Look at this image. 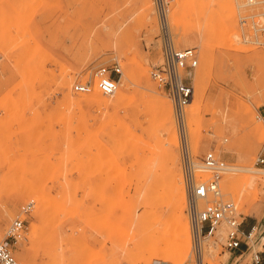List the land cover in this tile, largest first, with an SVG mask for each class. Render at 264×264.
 Returning <instances> with one entry per match:
<instances>
[{"label":"rangeland","instance_id":"rangeland-1","mask_svg":"<svg viewBox=\"0 0 264 264\" xmlns=\"http://www.w3.org/2000/svg\"><path fill=\"white\" fill-rule=\"evenodd\" d=\"M150 1L148 9L144 0H0V242L12 246L11 224L25 221L23 237L12 246L20 264H200L203 258L205 264H253L254 253L264 256V164L257 162L264 158V45L255 43L250 24L240 22L259 10L246 0L173 1L168 20L175 46L192 49L198 59L182 129L172 100L150 75L161 56ZM115 64L122 71V99L96 88L73 92L76 82ZM197 94L203 101L191 132L188 112ZM97 95L107 104L93 100ZM151 96L172 106L188 251L176 252L172 218L162 207L169 151ZM223 118L235 131L222 126ZM185 151L198 180L212 177L201 170L208 152L228 165L220 180L222 199L235 204L243 227L256 226L242 257L240 249L225 246L227 222L195 255ZM246 152L252 163L242 158ZM244 165L255 172L237 170ZM243 174L256 177V185L239 196L241 182L235 193L227 179Z\"/></svg>","mask_w":264,"mask_h":264},{"label":"built area","instance_id":"built-area-1","mask_svg":"<svg viewBox=\"0 0 264 264\" xmlns=\"http://www.w3.org/2000/svg\"><path fill=\"white\" fill-rule=\"evenodd\" d=\"M173 1L155 0L161 31V56L152 64L150 75L158 87L172 100L178 124L183 129L185 107L194 98V87L190 82V76L198 65V59L192 49H180L175 46L168 20ZM246 3L249 7L258 9L259 12L241 18L240 22L242 26L250 24L257 35L255 43L264 45V0H246ZM94 74L93 79L76 82L73 85V92L88 94L96 88L104 96H113L118 89V77L122 74L120 65L115 64L112 69L101 67ZM183 156L184 183L188 198L187 213L195 255L201 254L204 240L212 237L223 222H227L230 227L225 245L229 251L240 249L244 242H251L256 227H252L246 233L242 231L243 220H240L235 204L222 199L220 180L229 169L226 162L214 152H208L203 158L201 170L210 172L212 177L207 180H198L196 165L188 151H185ZM257 162L264 164V158L259 157ZM201 201L207 203L203 208L200 205ZM31 208L32 204H29L24 210ZM24 229V220L17 218L13 221L7 234V239L12 241V246L23 237ZM12 246L7 241L0 242V264H20L13 253ZM253 264H264L260 252L254 253Z\"/></svg>","mask_w":264,"mask_h":264},{"label":"bare ground","instance_id":"bare-ground-1","mask_svg":"<svg viewBox=\"0 0 264 264\" xmlns=\"http://www.w3.org/2000/svg\"><path fill=\"white\" fill-rule=\"evenodd\" d=\"M150 2H151L150 0H144V5H146L148 9L152 7L150 6ZM142 73H143L144 78L146 79V88H149L150 84H149V77L147 75V71L143 69ZM65 86L69 88L68 81L65 83ZM114 96L116 97V101H119L120 99L124 97L119 88L117 89L116 94H114ZM93 100L98 101L102 104H107V101L98 95L94 96ZM150 101L162 120L163 130L167 135L166 144L168 145V151H169L168 152L169 170H170L169 182L168 184L162 185V197H163L162 207H165L167 209V212L172 218V225H173L172 227L174 229V232L176 233V238H177V241H175V243L177 244L178 242L179 244V245L177 244L178 245L177 251L176 250L175 251L176 252L188 251L190 250L189 223L184 214L185 204H186V195H185V190L183 187V182H182L183 180H181V176H180V173L177 167L178 157L176 154V148L178 145V138H177L178 136H177V133L174 127L172 106L167 100L161 97L151 96ZM202 101H203V94H197L195 103L193 104V106H191L188 112L189 124L191 126V127L190 126L188 127L192 130L191 132H194V131L196 132L197 128H194L193 126L196 123V119L199 114ZM187 123H188V120H187ZM221 124L222 126H226L227 128L233 129V131H235L233 128L235 126L232 125V122L228 120V118H223L221 120ZM242 158H244L246 163L253 162V155L251 152L244 153ZM237 170L255 172V170L253 171L251 167H247L245 165L241 168H238ZM239 182H241L243 186L241 187V189L239 190L237 194L241 196L240 193L241 192L244 193L248 188H252L251 190H253V187L256 185V177H254L253 175L243 174L234 179L228 178L227 179L228 188L232 190V192L236 193L235 186ZM254 191H253L254 193L253 195L255 196L254 198H256L257 197L256 189H254ZM242 199H243V202L247 201L246 200L247 196L243 194ZM218 232L222 236L225 235L226 233L224 228H220ZM169 259L170 258L167 257L166 260L168 261ZM138 262L140 263V261ZM208 262L209 264L212 263L209 260ZM200 264H205L204 258L200 262Z\"/></svg>","mask_w":264,"mask_h":264},{"label":"crops","instance_id":"crops-1","mask_svg":"<svg viewBox=\"0 0 264 264\" xmlns=\"http://www.w3.org/2000/svg\"><path fill=\"white\" fill-rule=\"evenodd\" d=\"M252 227H256V226L255 225H245L244 227L242 226L241 229H242V231H244L246 233V232H249ZM250 248H251V246H250L249 242L248 241L244 242L240 248L239 257H242L244 254H246L250 250ZM262 258H263V262H264V256L263 255H262Z\"/></svg>","mask_w":264,"mask_h":264}]
</instances>
